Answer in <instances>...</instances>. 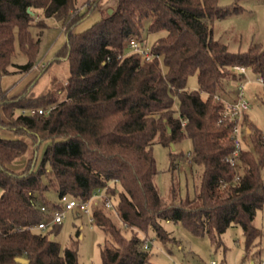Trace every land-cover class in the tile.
<instances>
[{
    "label": "trees",
    "instance_id": "16d2710c",
    "mask_svg": "<svg viewBox=\"0 0 264 264\" xmlns=\"http://www.w3.org/2000/svg\"><path fill=\"white\" fill-rule=\"evenodd\" d=\"M76 1L0 0V79L14 64L16 42L27 62L15 65L33 68L49 18L64 24L67 40L59 55L70 64L64 86L32 95L27 85L13 96L3 91L0 99V264H79L76 243L62 249L48 230L29 229L43 219L37 200L50 205L44 196L50 189L85 200L107 188L124 230L132 234L125 236L104 200L96 204L92 222L109 237L101 248L102 264H146L152 244L143 247L148 231L163 242H178L165 221L183 222L218 244L230 226L239 225L244 259L258 253L262 231L254 219L264 207V134L246 120L242 148L231 164L235 121L224 119L223 112L231 83L246 77L234 71L235 65L264 75V45L231 51L213 29L215 19L240 7L219 0H118L90 28L73 32L100 0L82 15ZM32 27L39 29L37 36ZM145 30L165 32L155 40L152 57L124 53L130 37L144 41ZM192 73L198 89L187 85ZM259 98L264 105V90ZM32 107L47 112H22ZM186 137L193 144L188 159L194 195L180 196L174 182L166 199L156 184L153 144L171 147L172 169H177L172 143ZM44 139L50 143L35 168ZM23 155L25 166L15 168Z\"/></svg>",
    "mask_w": 264,
    "mask_h": 264
},
{
    "label": "rangeland",
    "instance_id": "374dc122",
    "mask_svg": "<svg viewBox=\"0 0 264 264\" xmlns=\"http://www.w3.org/2000/svg\"><path fill=\"white\" fill-rule=\"evenodd\" d=\"M86 1L77 0L76 8H80ZM219 2L223 6H239L240 10L214 20L213 29L216 39L227 44L228 48L235 52L245 51L254 43L264 45V0H219ZM117 3L118 0H100L91 12L73 25V32H82L90 28L110 9L116 7ZM80 13L84 14L85 9H82ZM46 22L48 26L40 35V51L36 63L29 71H23L15 65L27 62V56L20 50L19 44L16 42L14 64L11 65L10 72L0 79L2 91L6 92L8 96L19 94L27 85H31L32 95H39L48 89L62 87L67 83L70 76V64L67 59L59 55L67 40L64 24L55 18H49ZM38 31L37 27H32L34 36H37ZM164 33L145 30V50L150 52L155 40ZM132 52L134 51L129 46L125 48L124 53ZM159 62L163 72H166L167 67L163 57H159ZM241 84H244L245 97L251 103L250 109L243 119V131L246 132L245 123L249 121L261 129L264 134V105L259 98L263 89L256 82V75L249 72L247 78L231 83L232 93L229 99L236 98ZM187 85L190 89L199 88L196 73L189 75ZM64 93H61L60 96ZM7 135L14 136L12 133ZM49 143L48 139H44L40 143L35 168H39L41 165ZM175 146V161L178 163V168L172 169L171 147L159 142L153 144L158 168L156 184L166 199L171 197V188L174 182L177 184L180 196L194 195V177L191 171L193 166L188 159L189 153L193 149L192 140L186 137ZM25 162L26 156L23 155L16 160L14 166L21 169L25 166ZM262 172H264V165ZM44 196L47 203L59 204V194L55 190L46 191ZM37 203L41 205L44 201L38 199ZM95 203L101 205L100 196L92 199L91 206L94 207ZM107 210L116 224L124 230V225L118 214L112 209ZM91 215L77 209L66 211L62 223L57 225L54 230L47 231L51 238L61 244L62 249L72 243L77 244L79 264H102L101 248L109 239L104 230L92 222ZM254 224L262 231L258 245L259 250L258 253L251 252L250 256L244 259L245 238L239 225L230 226L222 234L223 243L218 244L212 240L209 234L193 233L183 222L165 221L164 227L178 242H163L157 238L154 231H148L147 239L152 244L149 250L150 259L146 264H212V261H215L216 264H264V207L257 212ZM124 234L126 237H130L132 232L127 229L124 230Z\"/></svg>",
    "mask_w": 264,
    "mask_h": 264
},
{
    "label": "built area",
    "instance_id": "2783aa9c",
    "mask_svg": "<svg viewBox=\"0 0 264 264\" xmlns=\"http://www.w3.org/2000/svg\"><path fill=\"white\" fill-rule=\"evenodd\" d=\"M95 0H87L83 3L80 8H77L76 13L81 12L82 9H86L91 6V3ZM127 45L137 53H140L141 56L145 59H150L152 57L151 51L147 52L144 48V41L137 39L135 37H130L127 40ZM234 71L237 73L244 74L247 78V75L251 71L250 67L246 65H235L233 67ZM256 82L260 85V87L264 90V75L258 74L256 75ZM244 84H241L238 94L236 98L224 99L225 101V110L223 112L224 119H231L235 121V126L233 130V138L236 143V150L233 155L228 158V161L231 164H235L236 156H238L241 148H242V138L244 134V123L243 119L246 117L248 110L250 109L251 103L245 97ZM3 95V91L0 84V99ZM44 113L47 110L43 108H27L23 109V113ZM246 129V128H245ZM107 188H98L91 197H88L85 200H80L75 197H71L69 195H61L59 196V204H42L40 206V211L43 213V219L36 225L30 226L31 230H40L47 231L53 227L55 224H60L63 221L64 214L66 211L77 209L78 211L85 214H92L91 220H93V206H91L92 199L94 197L100 196L102 201H105V206L108 209H112L118 214V209L113 202V200L108 196L106 192ZM103 192V193H102ZM102 193V194H101ZM96 205V203H95ZM150 242L148 239L144 240L143 247L149 248ZM212 264H216L215 261L211 262Z\"/></svg>",
    "mask_w": 264,
    "mask_h": 264
},
{
    "label": "water",
    "instance_id": "95a60500",
    "mask_svg": "<svg viewBox=\"0 0 264 264\" xmlns=\"http://www.w3.org/2000/svg\"><path fill=\"white\" fill-rule=\"evenodd\" d=\"M112 10H113V9H110L109 12L111 13ZM172 148H173V150H175V145H174V143H172Z\"/></svg>",
    "mask_w": 264,
    "mask_h": 264
}]
</instances>
